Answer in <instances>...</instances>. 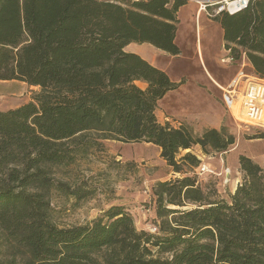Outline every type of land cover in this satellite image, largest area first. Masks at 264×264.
Instances as JSON below:
<instances>
[{
	"label": "trees",
	"instance_id": "1",
	"mask_svg": "<svg viewBox=\"0 0 264 264\" xmlns=\"http://www.w3.org/2000/svg\"><path fill=\"white\" fill-rule=\"evenodd\" d=\"M186 4L0 0V81L39 88L27 103L0 110V264H264V169L241 155L243 179L229 201L206 194L183 170L197 167V157L177 156L194 146L224 152L234 137L224 129L195 137L186 127L160 124L157 103L180 84L124 52L147 43L179 55L177 12ZM215 19L226 49L238 56L240 48L264 79V0ZM104 140L153 144L183 176L152 189L155 233L138 230L123 205L85 225L53 221V190L87 197L55 172Z\"/></svg>",
	"mask_w": 264,
	"mask_h": 264
},
{
	"label": "rangeland",
	"instance_id": "2",
	"mask_svg": "<svg viewBox=\"0 0 264 264\" xmlns=\"http://www.w3.org/2000/svg\"><path fill=\"white\" fill-rule=\"evenodd\" d=\"M209 2L222 0H204L206 4ZM187 3L177 13L175 44L180 54L171 56L151 45V51L145 50L152 65L164 71L171 81L182 82L178 90L167 95L165 101L159 106L157 103L155 114L162 113L169 119L165 123L176 128L186 127L195 137L210 128L224 129L234 137V144L227 151L208 150L204 153L199 146H194L180 151L177 156L179 159L187 153L195 155L199 165L195 168L184 166L185 175L194 177L197 185L206 194H211V198L229 201L243 179L238 165L239 156L250 158L264 169V137L253 139L264 135V127L242 121L243 117L240 121L233 113L235 110L227 109L223 102V90L219 87L216 90L210 85L209 75L217 81L233 75L241 68L240 73L246 75L241 90L247 81L261 78L254 73L240 48L238 56L226 49L223 31L215 19L224 12L215 15L212 11L220 5L207 7L196 17L200 5L195 0H187ZM227 56L231 58V63L225 61ZM137 84L144 87L142 83ZM2 89L15 93L21 91L0 96V110L3 111L27 103L33 93L39 91L38 87L28 85L21 90L13 85ZM183 100L189 103L185 106L176 104ZM100 148L91 149L86 156L77 158L74 164L55 172L56 180L66 182L71 187H80L82 192L87 193V197L75 200L53 190L50 194L53 221L60 227L85 225L102 217L111 205H123L130 212L138 230L155 233L156 230L152 231V228L155 229L159 221L155 216L156 204L152 189L158 182L172 181L183 176L166 164L160 157V149L153 144L104 140ZM202 165L213 170L214 174H200L199 168ZM225 168L230 171L228 181L222 174Z\"/></svg>",
	"mask_w": 264,
	"mask_h": 264
},
{
	"label": "built area",
	"instance_id": "3",
	"mask_svg": "<svg viewBox=\"0 0 264 264\" xmlns=\"http://www.w3.org/2000/svg\"><path fill=\"white\" fill-rule=\"evenodd\" d=\"M195 1L200 5V9L202 10L219 4L220 6L216 10H212L215 15L222 12L232 15L245 9L253 0H222V2H209L208 4L204 3V0ZM245 76L243 73H240L231 82L230 86L226 90H223V102L230 111L233 110L235 104L239 103V107L244 113L242 121L246 120L249 124L264 127V80L247 81L241 90V83L244 82ZM199 173L214 174V171L202 165L199 168ZM222 174H224L226 181H228L230 175L229 169L225 168ZM152 231H155V229L152 228Z\"/></svg>",
	"mask_w": 264,
	"mask_h": 264
},
{
	"label": "crops",
	"instance_id": "4",
	"mask_svg": "<svg viewBox=\"0 0 264 264\" xmlns=\"http://www.w3.org/2000/svg\"><path fill=\"white\" fill-rule=\"evenodd\" d=\"M188 4V3H187ZM186 4V5H187ZM185 6V5H184ZM181 8V7H180ZM201 10L202 9H197L196 10V17L200 16L201 14ZM178 13V12H177ZM178 19V17H177ZM178 26V25H177ZM132 44V43H131ZM129 44L127 45L126 47H124V52H127V53H133V54H136L138 55L139 57H141L142 59H144L146 62H148L150 65H152V61H149L148 58L146 57L145 55V50L147 51H151V47L149 46L150 44H147V43H143V44H139V45H135V44ZM137 44V43H136ZM152 46V45H151ZM155 48V47H154ZM157 49V48H156ZM159 50V49H158ZM229 56H227V58L225 59L226 62L228 63H231V58H228ZM154 66V65H152ZM155 67V66H154ZM229 67V66H228ZM157 68V67H156ZM159 69V68H158ZM229 69V68H228ZM161 70V69H160ZM241 72V68L238 69L236 72L233 73V75H230V76H227V77H223V78H219L217 79V81H215L214 79H212V77L209 75V78L211 79L207 80L209 81L210 85L213 86L214 89L217 90V87L221 88L222 90H226L231 82L239 75V73ZM171 80V79H170ZM173 82V81H172ZM175 83V82H174ZM178 84H182L181 83H178ZM9 85H13V86H16L18 87L20 90L24 88V86L26 85L25 83H22V82H18V81H0V96H9L10 94H16V93H21V91H18V92H14V91H7V90H3L2 87H5V86H9ZM179 85V86H180ZM176 90V89H175ZM178 90V88H177ZM173 91V90H172ZM172 91H169L161 100L158 101V106L160 103H162L163 101H165L167 95L169 96L170 93H172ZM28 102V101H27ZM189 102L188 101H182V102H179L177 101L176 104H181V105H187ZM25 104V103H24ZM23 105V104H22ZM157 109V108H156ZM3 111V110H1ZM156 118L158 120V122L160 124H164L166 121H168L169 119L165 116V115H162L161 114H158L156 112ZM210 129H215V128H210Z\"/></svg>",
	"mask_w": 264,
	"mask_h": 264
},
{
	"label": "bare ground",
	"instance_id": "5",
	"mask_svg": "<svg viewBox=\"0 0 264 264\" xmlns=\"http://www.w3.org/2000/svg\"><path fill=\"white\" fill-rule=\"evenodd\" d=\"M239 103L235 104V106L233 107V110H235L233 113L236 115V117H239L240 118V121H241V117L244 118V113L243 111L241 110V108L239 107L238 105ZM238 119V118H236ZM263 120H264V117H263Z\"/></svg>",
	"mask_w": 264,
	"mask_h": 264
}]
</instances>
